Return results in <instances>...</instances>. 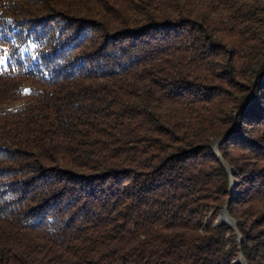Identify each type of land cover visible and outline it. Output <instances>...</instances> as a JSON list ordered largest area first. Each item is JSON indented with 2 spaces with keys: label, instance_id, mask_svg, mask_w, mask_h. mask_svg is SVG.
Wrapping results in <instances>:
<instances>
[{
  "label": "trees",
  "instance_id": "obj_1",
  "mask_svg": "<svg viewBox=\"0 0 264 264\" xmlns=\"http://www.w3.org/2000/svg\"><path fill=\"white\" fill-rule=\"evenodd\" d=\"M263 74L264 0H0V264H264Z\"/></svg>",
  "mask_w": 264,
  "mask_h": 264
},
{
  "label": "water",
  "instance_id": "obj_2",
  "mask_svg": "<svg viewBox=\"0 0 264 264\" xmlns=\"http://www.w3.org/2000/svg\"><path fill=\"white\" fill-rule=\"evenodd\" d=\"M262 77H264V74L262 75ZM250 97H251V95L249 96V98L247 100V103L250 100ZM232 131L233 130L230 131V133L228 134V136L226 138H228L230 136V134H231ZM222 141H223V139H219V138L213 139L211 141V147H212V150H213L214 154L220 159L221 163L225 167L227 173L229 175H231L230 167L222 160V158H221V156L219 154V151H218V147H219V145H220V143ZM229 191H230V197L220 207V212H219L218 217L215 220V224H226L227 226H229L230 228H232V230L234 231V234H235V236L237 238V244L240 247L241 241H242L241 235L239 234V232L237 230L235 220L227 212L228 202H229V200L231 199V197L234 194V190H233V180H232V178H230V188H229ZM235 262H237L239 264H246L245 259H244V257L242 256L241 253H239L238 258L235 260Z\"/></svg>",
  "mask_w": 264,
  "mask_h": 264
}]
</instances>
